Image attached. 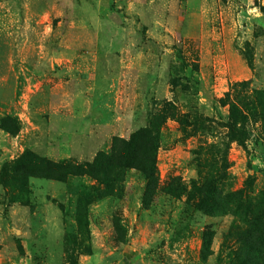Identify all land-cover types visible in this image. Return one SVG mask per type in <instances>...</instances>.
I'll use <instances>...</instances> for the list:
<instances>
[{
    "label": "rangeland",
    "instance_id": "obj_1",
    "mask_svg": "<svg viewBox=\"0 0 264 264\" xmlns=\"http://www.w3.org/2000/svg\"><path fill=\"white\" fill-rule=\"evenodd\" d=\"M262 91L264 0H0V264H264Z\"/></svg>",
    "mask_w": 264,
    "mask_h": 264
},
{
    "label": "trees",
    "instance_id": "obj_2",
    "mask_svg": "<svg viewBox=\"0 0 264 264\" xmlns=\"http://www.w3.org/2000/svg\"><path fill=\"white\" fill-rule=\"evenodd\" d=\"M257 99L258 103L255 105V101L253 102H244L242 100H235V102H232L229 104V120L227 122V126L229 127V130L231 132L232 138L234 140H237L244 148H247V128H246V121L248 119L249 112L252 113V116L256 115L260 117V120L264 124V91L257 92L254 94ZM256 99V98H255ZM3 127L9 131H12L11 128L7 126L6 123L3 122ZM138 135L144 136L150 140L151 144H153L157 138L151 133L149 129H141L138 132ZM130 146L128 148H131L134 146V140L129 141L128 143ZM155 147V144H153ZM101 154H99L100 156ZM98 158V157H97ZM148 166L143 164L142 161H137L135 165H139L141 170L144 172L145 176L148 179H152L155 176L156 173V153L155 149L154 152H152V155L150 156L148 160ZM115 161L114 159H110V162L108 163V167L110 168L111 165H114ZM65 171L67 173H77L79 171V168H77V165H67L65 168ZM102 171L106 174L107 169H103ZM107 175V174H106ZM153 185L152 181L147 184L148 188H150Z\"/></svg>",
    "mask_w": 264,
    "mask_h": 264
}]
</instances>
